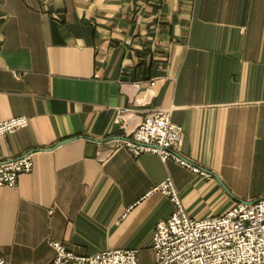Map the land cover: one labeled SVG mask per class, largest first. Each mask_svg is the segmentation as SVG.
Here are the masks:
<instances>
[{"label":"crops","instance_id":"0c3cea01","mask_svg":"<svg viewBox=\"0 0 264 264\" xmlns=\"http://www.w3.org/2000/svg\"><path fill=\"white\" fill-rule=\"evenodd\" d=\"M160 109L200 173L89 138H126ZM18 116L0 163L29 152L33 167L0 190V256L48 264L59 241L154 264L174 210L160 181L198 219L264 196V0H0V121Z\"/></svg>","mask_w":264,"mask_h":264},{"label":"built area","instance_id":"2783aa9c","mask_svg":"<svg viewBox=\"0 0 264 264\" xmlns=\"http://www.w3.org/2000/svg\"><path fill=\"white\" fill-rule=\"evenodd\" d=\"M153 85L154 82H150ZM171 110L160 109L146 116L126 138L113 139L135 157L143 152L159 154L162 161L172 158L191 166L178 153L182 127L171 121ZM28 118L11 117L0 121V138L25 128ZM31 153L0 163V190L12 188L20 174L32 170ZM208 177V174L201 172ZM174 206L173 213L159 219L153 233L154 264H264V197L254 202L235 203L217 216L194 218L185 211L174 183L166 178L154 186ZM55 255L48 264H137L136 249L102 250L77 255L59 241H48ZM0 264H11L0 256Z\"/></svg>","mask_w":264,"mask_h":264},{"label":"water","instance_id":"95a60500","mask_svg":"<svg viewBox=\"0 0 264 264\" xmlns=\"http://www.w3.org/2000/svg\"><path fill=\"white\" fill-rule=\"evenodd\" d=\"M92 141H96V142H98V141H109V140H113V139H127V138H125V137H118V136H114V137H112V138H109V139H96V138H93V137H89ZM61 143H64V141H60V142H58V144H61ZM58 144H56V145H58ZM184 159V158H183ZM185 160V159H184ZM185 161H187L191 166H197V165H194V164H192V163H190V161H188L187 159L185 160ZM197 168H200V167H197ZM201 169L202 170H204L206 173H208V174H210V175H212L214 178H215V176H214V174H212L211 172H209L208 170H205L204 168H202L201 167ZM215 179H217V178H215ZM217 181H218V179H217ZM219 183L222 185V187L225 189V187H224V185H223V183L221 182V181H219ZM226 190V189H225ZM262 197H264V196H262ZM257 200H259V199H257ZM236 201L238 202V203H245V202H254V201H256V200H252V201H247V200H241V199H236Z\"/></svg>","mask_w":264,"mask_h":264}]
</instances>
